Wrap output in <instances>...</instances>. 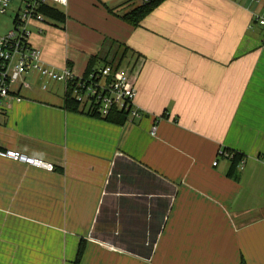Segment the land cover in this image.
<instances>
[{"label": "crops", "instance_id": "obj_1", "mask_svg": "<svg viewBox=\"0 0 264 264\" xmlns=\"http://www.w3.org/2000/svg\"><path fill=\"white\" fill-rule=\"evenodd\" d=\"M67 1L64 24L31 30L42 62L80 77L106 40L127 47L144 116L116 124L67 110L65 87L13 85L0 149L54 168L0 156V264H73L82 239L80 264H264L261 5L163 0L133 26L119 15L143 1L98 0L84 30Z\"/></svg>", "mask_w": 264, "mask_h": 264}, {"label": "built area", "instance_id": "obj_2", "mask_svg": "<svg viewBox=\"0 0 264 264\" xmlns=\"http://www.w3.org/2000/svg\"><path fill=\"white\" fill-rule=\"evenodd\" d=\"M12 1L0 0V13H7ZM251 1L261 5L260 9L253 13V18L264 29V3L261 4L262 0ZM19 2L13 18V28L0 36V124L7 111L4 100L13 95L11 90L14 84H24L23 75L28 71H36L42 76L63 81L65 88L71 82L73 96L90 113L97 112L106 116L112 109L125 110L130 121L144 116L136 105V83L128 66H120L115 62L78 77L69 66L58 69L42 62L40 49L31 42V30L35 27L42 31L39 23L48 19L41 12V8L46 5L64 6L67 5V0H19ZM222 155L231 157V154L225 151ZM0 156L47 170L54 168L51 163L15 149H0ZM213 164L217 165V161Z\"/></svg>", "mask_w": 264, "mask_h": 264}, {"label": "trees", "instance_id": "obj_3", "mask_svg": "<svg viewBox=\"0 0 264 264\" xmlns=\"http://www.w3.org/2000/svg\"><path fill=\"white\" fill-rule=\"evenodd\" d=\"M163 0H149L148 2H142L140 5L136 6L132 10L128 12H124L119 15L122 20L133 25L138 26L141 21L154 9L156 8ZM110 12H113L112 9H109ZM41 12H43L47 18H52L58 21L61 24H64L66 21V13L61 10L57 6L46 5L41 8ZM104 47L101 49L100 53L96 56H92L90 58L87 70L84 75L89 74V72L104 67L107 64H113L118 62L121 66L127 59L128 56V48L124 47V50L119 54L120 45H114V42L106 40L104 42ZM73 84L69 82L67 87L65 88V97H64V107L72 112L76 111H84V105L80 104L76 98L73 96ZM89 113V112H88ZM95 117H101L105 120L116 123V124H124L128 120V113L125 110L112 109L106 116L99 115V113H89ZM223 151H227L231 154V159L233 164H239L242 161L243 154L234 150L223 149L219 154H222ZM85 250V242L82 239L77 250L76 258L73 264H80L81 258L84 254Z\"/></svg>", "mask_w": 264, "mask_h": 264}, {"label": "rangeland", "instance_id": "obj_4", "mask_svg": "<svg viewBox=\"0 0 264 264\" xmlns=\"http://www.w3.org/2000/svg\"><path fill=\"white\" fill-rule=\"evenodd\" d=\"M142 1V0H141ZM139 0H135V3L131 4L129 8L134 7ZM19 0H13L11 3V6L9 8V11L5 14L0 13V36L6 34L8 30L13 28V18L16 14V11L19 7ZM62 9H65L64 12L67 13L66 8L64 6H59ZM101 8L100 1L98 0H78V2H75V8L73 10V16H71V19L69 18L68 20L71 23V26H76L80 29H88L91 28L89 25V20L92 18H97L96 16L99 15V11ZM122 10L128 11L130 9L123 8ZM67 18H68V13H67ZM60 25L58 21L48 18L46 19L45 22L39 23V26L43 29L42 31L39 30H34L32 35H42L45 33H48V31L52 28V26ZM88 27V28H87ZM36 32V33H35ZM73 36H76V33L73 34ZM62 41V44L59 43V41H55V45H62L67 47L71 52L78 50V47L76 45H73V43H64L62 38H56V40ZM123 51V48H120L119 54ZM125 67L129 65H124ZM23 79H26V81L32 85L33 83H38L40 87L45 85L46 87V92H56V96L60 99V96L63 97V92H64V87L65 84L63 81H57L53 80L51 78H48L46 76H42L36 71H28L24 73Z\"/></svg>", "mask_w": 264, "mask_h": 264}, {"label": "bare ground", "instance_id": "obj_5", "mask_svg": "<svg viewBox=\"0 0 264 264\" xmlns=\"http://www.w3.org/2000/svg\"><path fill=\"white\" fill-rule=\"evenodd\" d=\"M143 1V0H142Z\"/></svg>", "mask_w": 264, "mask_h": 264}]
</instances>
